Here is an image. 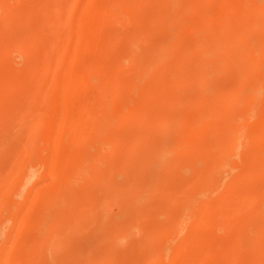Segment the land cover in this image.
<instances>
[{
    "label": "rangeland",
    "instance_id": "1",
    "mask_svg": "<svg viewBox=\"0 0 264 264\" xmlns=\"http://www.w3.org/2000/svg\"><path fill=\"white\" fill-rule=\"evenodd\" d=\"M181 1L183 3L184 0H0V264H63L70 257L75 260L73 264H126L134 260L139 261L138 264H141L140 261L143 264H224L225 261L230 264L228 261L232 259L238 261V264L244 262V258L248 256L244 257L247 254L245 251L242 252L243 256L237 255L240 257L228 258V261L223 260L222 255L227 251L225 247L237 229L236 224L231 225V221L237 223L232 220L234 217L237 221L240 218L264 219V208H259L264 207V197H242V203L240 198L253 182L264 180V170H256L248 179L238 181L239 188H244L242 192L237 191L240 196L227 189L230 188L226 181L228 179L222 184L220 181L208 182L203 177L200 179L204 180L203 183V180L192 178L191 169L183 172L182 160L192 154L201 158L198 164L200 175L206 165H211L214 159L219 158L217 140L222 135L226 136L224 131L228 126L234 125L237 115L235 112L238 110V115L240 114L243 107L238 108L243 106V101L236 102L239 106H234L233 109L226 108L219 115V120L214 117V122L217 121L219 127H213L205 121L200 122V133L203 136L200 134L201 139L196 143L198 146L188 144L178 148V141L187 136L190 140L194 139L189 131L183 130V122L188 114H192L201 105L199 102L198 107L191 98L190 101L181 100L180 96L191 95L193 90L175 83L180 72L170 67V57L166 53L175 42L180 48L183 43L185 45V42H190L195 37L191 36L193 32L190 34L191 31L185 30L193 20L190 21L192 17L189 16V9H185ZM200 1L204 11L206 10L202 19L214 18L216 14L223 19H232L238 13L244 12L241 6L247 0ZM258 1L262 7L260 13L264 15V0ZM153 13L164 17L154 19ZM242 27V24H237L236 28L241 30ZM260 35L264 37V32ZM242 36L240 42L250 39L247 34L244 38ZM217 52L213 57L216 58L219 68L212 73L211 79H205L206 85L200 84V91L197 92L199 98L204 100L209 96L221 97L217 88L223 86L228 90V83L230 86L243 83V95L249 94L246 93V86L253 82L257 73L241 61L238 52ZM227 56L234 58L233 61L231 59L232 62L227 63ZM197 57L208 59L210 56L207 52H200ZM226 63L228 66L224 68ZM163 70L165 71L162 73ZM223 70L228 74H223ZM159 72L161 76L157 75ZM220 75L225 77H222L224 80ZM174 77H177L176 80ZM157 78L163 82L159 84L160 80ZM222 80L225 82L222 83ZM166 84L170 87L167 88V94ZM151 107L155 109L154 112ZM146 110L150 112L147 113ZM209 128L211 132H205ZM138 135L142 138H138ZM192 149L196 152L192 153ZM203 152H206L205 155ZM241 153L240 149L232 157L225 158V168L217 169L211 176L232 179L230 176L233 175L232 183L241 178V169L250 164L248 161L243 163L246 160L243 161L244 156ZM182 176L189 180L185 182L188 183L187 186L177 182ZM161 177L163 180H160ZM168 178L169 182L176 179L174 182L178 184L176 186L172 183L175 186H172L173 191H169L172 187L168 185ZM135 180L137 181L134 182ZM145 184L150 185V191ZM169 184L172 185L171 182ZM165 185L167 187L163 188ZM67 189L71 190L72 196L76 192L72 201L76 203L70 202L72 196L68 197L70 193L68 195ZM223 189L229 195L232 193L234 199L227 195L228 198L226 194V198L219 197L221 190L220 195L224 193ZM197 191H200L201 197H198L201 199L212 200L214 197L215 200V197H219L216 198L218 201L222 198L217 202H221V206L218 204L220 208L200 209V215H203L197 222L200 223L198 225L195 224L196 221L188 220L189 210L183 208L181 202L184 193L187 197H193ZM169 192L175 193V196ZM62 195L66 196L65 199ZM68 202L71 207H68ZM211 209L217 215L214 216L215 211L212 214ZM250 209H253L252 212ZM210 213L212 217H209ZM221 215L228 219L220 218ZM208 217L212 219V225H217H210ZM219 220L226 223L221 224ZM39 221H45L43 229L37 227ZM129 223L131 226H128ZM195 229H203L206 239L200 237L198 250L201 247L202 250H199V256L197 251L181 257V261L178 258L181 255H171V258L164 256L169 242L176 244L181 234ZM151 230L157 234V238ZM38 231H43L40 234V243L37 239L40 236L37 235ZM144 236L146 238L142 243ZM210 237L214 239L210 240ZM34 240L38 241L37 244ZM80 245L82 256L77 250ZM66 255L70 256L66 258ZM258 255L255 256L257 259L254 257L255 263L264 264V254Z\"/></svg>",
    "mask_w": 264,
    "mask_h": 264
},
{
    "label": "bare ground",
    "instance_id": "2",
    "mask_svg": "<svg viewBox=\"0 0 264 264\" xmlns=\"http://www.w3.org/2000/svg\"><path fill=\"white\" fill-rule=\"evenodd\" d=\"M134 1V0H133ZM205 1H209V0H205ZM219 1V0H218ZM237 1V0H236ZM258 0H247L246 2H244L243 4H242V6H241V10L243 9L244 10V12H241V14H237V16L236 17H233L232 19H228V17L227 16H225V17H227V18H225V19H223L222 18V16L221 15H219V14H216V15H214L215 17L214 18H203L202 19V15L203 14H205L206 12V10L204 11V8L200 5V0H184L183 1V3H182V1H181V3H182V6L185 8V9H189V16L190 17H192V19L190 20V21H192L191 22V24H189L188 26H189V28H186L185 30H187L188 29V31H191L190 32V34H191V36L192 35H195V37H193V39L189 42V41H187V42H185V45H184V43H183V45H182V47H180L179 48V46L177 47V45H176V42L174 43V44H172L170 47H169V49H167L166 50V48L164 49V50H166V53L168 54V57H170V67H172L173 68V70H175V71H178V72H180L179 73V75L180 76H178V75H175V76H178L179 78H177V81H175V83H177V84H181V85H183L184 86V88H188L190 91H192L193 90V94H191V95H188V96H185V95H182V96H180V97H182L181 98V100H183L184 102H185V100L186 101H190V98L194 101V102H196L195 104L198 106L199 105V102H200V108L199 109H195L194 110V112L192 113V114H188L187 116H186V118H184V128H183V130L185 129L191 136L193 135V137H194V139L193 140H190L189 138H184V139H182L181 141H178L179 142V146H178V148L181 146L182 148L184 147V146H188V144L190 145V146H198L196 143H197V141L199 140L200 141V134H201V136H203V133H200V122H203V121H205L206 123H209L210 125L212 124L213 125V127H214V125H215V127L216 126H218L219 127V124L217 123L216 124V122L217 121H215L214 122V117H217V119L219 120L220 119V117H219V115L223 112V111H225L226 110V108H228L229 107V109H233L234 108V106H239V105H236V102H238V101H243V106H241V107H239L238 109H241L242 107V109H241V111H240V114L238 115V112L236 111L235 112V114H237L236 115V120H235V122H234V125L233 126H231V127H227V129H225V131L224 132H226V136L224 135V137H223V135H222V138L221 139H218L217 141H218V144H217V146L220 148V156H219V158H217L216 160L214 159V162L210 165L209 164V166L208 165H206L207 167L206 168H204V172H203V174L202 175H200V166L198 165L199 164V161H200V159L201 158H199L198 156H196V155H193L192 154V156H189L188 158H184L183 160H182V165H183V172H188V171H190V169L192 170L191 172L193 173L192 174V178L193 179H196V180H200L201 178H203V177H205V179L209 182H221L222 184H223V181L225 180V179H228V180H226V181H228L227 183H228V186L230 187V188H227L228 190L230 189V192H233V194H236L237 195V191H239V192H242V189H244V188H242L241 189V187L239 188V184L240 183H238V181H241V180H246V179H248V177L249 176H251L256 170H260V171H263L264 170V37L263 36H261L260 35V33H262V32H264V15H262L261 13H260V11H261V9H262V7H261V4L260 3H258L257 2ZM231 2V1H230ZM261 3H263V2H261ZM124 4V3H123ZM238 5V4H237ZM41 7V6H40ZM210 7V6H209ZM212 7H213V5H212ZM211 7V8H212ZM234 7V6H233ZM44 8V7H43ZM101 8V7H100ZM99 8V9H100ZM240 8V7H239ZM104 9V8H103ZM105 10V9H104ZM134 10V9H133ZM181 10H182V7H181ZM184 10V9H183ZM211 10H213V9H211ZM219 10V9H218ZM240 10V11H241ZM220 11V10H219ZM227 11H228V8H227ZM236 11V10H235ZM238 11V10H237ZM239 11V12H240ZM208 13V12H207ZM217 13V12H216ZM219 13V12H218ZM221 13V12H220ZM223 13V12H222ZM225 13V12H224ZM235 13V12H234ZM182 14V13H181ZM187 14L188 13H186V16H187ZM96 15V14H95ZM153 15H154V19H161L162 18V16H161V14H157V13H153ZM206 15V14H205ZM212 16V15H211ZM224 16V15H223ZM228 16H229V14H228ZM150 17V16H149ZM164 17V16H163ZM168 18V17H167ZM173 18V17H172ZM231 18V17H230ZM165 19V18H164ZM184 19V18H183ZM145 20V19H144ZM156 21V20H155ZM189 21V20H188ZM165 22V21H164ZM167 24V23H166ZM237 24L238 25H240V24H242V28H241V30H237V29H239V28H236L237 27ZM181 26V25H180ZM183 26V25H182ZM96 27V26H95ZM114 27V26H113ZM150 27V26H149ZM187 27V26H186ZM180 28V27H179ZM152 30V29H151ZM177 30H180V29H177ZM183 30H184V28H183ZM104 32V31H103ZM102 32V33H103ZM176 31L174 30V33H175ZM183 32V31H182ZM181 32V33H182ZM247 34V35H249L250 36V39L248 40V41H246V42H244V41H241V42H243V43H241L239 40H242V38L240 39V36H242V34H243V36L245 35V34ZM186 34V33H185ZM184 34V35H185ZM187 34H188V32H187ZM189 34V35H190ZM178 35V34H177ZM183 34H182V36H184ZM182 36H180L181 38H182ZM242 36V37H243ZM248 36V37H249ZM247 37V36H246ZM190 38H189V40H190ZM244 38V37H243ZM205 40H206V42L207 43H205ZM247 40V39H246ZM33 41V40H32ZM105 43V42H104ZM178 44V43H177ZM179 44H182L181 42L179 43ZM169 45V44H168ZM114 46V45H113ZM110 47V46H109ZM220 50H225V51H227V52H232V54L234 53V52H238L239 54H238V57H240V59H242L241 61H243V62H245V63H247L248 64V66L250 67V69L251 70H254L257 74H256V76H255V78H254V80H253V82L249 85H247L246 86V89H248V92L246 91V93H249V94H247V95H243V93H242V86H243V83H235V84H232L231 86L229 85V83H228V87H229V89L228 90H225L224 88H223V86H220L221 88L219 89V87L217 88L218 89V92L220 93V95H222L221 97H219V98H213V97H211V96H209L208 98H205L204 100H201V98H199V96L197 95L198 93V90L200 91V89H199V87H200V84H205V79L208 77V78H210L211 79V75H212V73L214 72V71H216V69L217 68H219V65H217L216 64V58H214L213 56H216L214 53L215 52H217V51H220ZM111 52V51H110ZM200 52H207V54H209V58L208 59H199L197 56H198V54H200ZM151 53V52H150ZM163 53V52H162ZM161 53V54H162ZM166 53H164V55L166 54ZM218 53V52H217ZM224 53H226V52H224ZM106 54H108V53H106ZM203 54V53H202ZM227 54V53H226ZM113 55V54H112ZM218 56V55H217ZM234 56V55H233ZM115 57V56H114ZM158 57V56H157ZM160 57H162L163 58V56H161L160 55ZM166 57V56H165ZM228 57V56H227ZM159 58V57H158ZM167 58V57H166ZM229 58V57H228ZM81 59V58H80ZM157 59V58H156ZM231 59H232V57H230L229 59H226L225 61H227V63H230V62H232L233 61V59H232V61H231ZM239 59V60H240ZM70 60V59H69ZM99 60V59H98ZM123 60V59H122ZM157 60H161V59H157ZM169 60V59H168ZM85 61V60H84ZM235 61V60H234ZM237 61H238V59H237ZM109 62V61H108ZM219 62H220V59H219ZM168 63V62H167ZM221 63V62H220ZM227 63L226 64H224V68H226L228 65H227ZM219 64V63H218ZM244 64V63H243ZM131 65V64H130ZM227 65V66H226ZM239 65V64H238ZM226 66V67H225ZM117 67V66H116ZM75 69V68H74ZM163 69V68H162ZM161 69V70H162ZM43 70V69H42ZM159 70V69H158ZM160 70V71H161ZM173 70H172V72H173ZM250 70V71H251ZM144 71V70H143ZM146 71V70H145ZM165 70H163L162 71V73L164 72ZM239 71V70H238ZM247 71V70H246ZM71 72V71H70ZM69 72V73H70ZM85 72V71H84ZM148 72V71H147ZM72 73H73V70H72ZM78 73V72H77ZM83 73V72H82ZM223 74H228V72H225V70H223V72H222ZM71 74V73H70ZM85 74V73H84ZM111 74V73H110ZM143 74V73H142ZM175 74H178V73H176L175 72ZM241 74V73H240ZM82 75V74H81ZM149 75H151V73L149 74ZM158 76L160 75L161 76V72H159L158 74H157ZM164 75H166L167 76V74H165L164 73ZM83 76V75H82ZM86 76V75H85ZM144 76V75H143ZM221 76V75H220ZM69 77H70V75H69ZM157 76H155V74H154V78H156ZM164 77V76H163ZM162 77V78H163ZM223 75L220 77L221 79H223V78H225V77H223ZM71 78V77H70ZM150 78V77H149ZM161 78V79H162ZM176 78L174 77V79L176 80ZM228 78V77H227ZM5 79V78H4ZM94 79V78H93ZM150 79H153V77L152 78H150ZM157 79H159V78H157ZM156 79V80H157ZM164 79H165V77H164ZM230 79V78H229ZM77 80H78V78H77ZM83 80H84V78H83ZM160 80V79H159ZM158 80V81H159ZM163 80V79H162ZM217 80H219V78L217 79ZM224 80V79H223ZM222 80V81H223ZM248 80H250V79H248ZM69 81V80H68ZM92 81V80H91ZM151 81V80H150ZM207 82H208V80H206ZM211 81V80H210ZM220 81V80H219ZM221 81V82H222ZM104 82V81H103ZM102 82V83H103ZM152 82H153V80H152ZM163 81H161L160 80V82H159V84L160 83H162ZM167 82V81H166ZM206 82V83H207ZM225 81H223L222 83H224ZM233 82H235V81H233ZM239 82V81H238ZM156 83V82H155ZM165 83V82H164ZM222 83H219L220 85L222 84ZM77 84V83H76ZM104 84V83H103ZM110 84V83H109ZM226 84V83H225ZM79 85V84H78ZM107 85V84H106ZM157 86H158V84H156ZM165 85V84H164ZM171 85V84H170ZM206 85V84H205ZM210 85V84H209ZM223 85V84H222ZM163 85L161 84L160 85V87H161V89L163 90L164 88L162 87ZM172 86V85H171ZM179 86V85H178ZM123 87V86H122ZM182 87V86H181ZM196 87H197V90H196ZM201 87H203V85H201ZM70 88V87H69ZM106 88V87H105ZM157 88V87H156ZM167 88H170V87H168L167 86V84H166V87H165V89H166V94H167ZM212 88V87H211ZM214 88V87H213ZM122 89V88H121ZM158 89V88H157ZM222 89V90H221ZM151 90V89H150ZM205 90V89H204ZM155 91V90H154ZM189 91V92H190ZM147 92H148V90H147ZM160 92V91H159ZM211 92V91H210ZM75 93V92H74ZM163 93V92H162ZM165 93H163V94H165ZM242 93V94H241ZM145 94L146 95H148L147 93H146V91H145ZM165 94V95H166ZM162 95V94H161ZM164 95V96H165ZM153 96V95H152ZM158 96V95H157ZM170 96V95H169ZM113 97V96H112ZM146 97V96H145ZM177 97V96H176ZM175 97V98H176ZM142 98V97H141ZM144 98V97H143ZM147 98H148V96H147ZM154 98V97H153ZM170 98H172L171 96H170ZM178 99H180L179 97H177ZM72 99V98H71ZM157 99V98H156ZM173 99V98H172ZM171 99V100H172ZM107 100H109V99H107ZM129 100V99H128ZM171 100H170V102H171ZM235 100V102H233ZM101 101V100H100ZM149 101H150V99H149ZM160 101V100H159ZM163 101H164V98H163ZM167 102H168V100H166ZM166 101H165V103H166ZM173 101H175L174 99H173ZM102 102V101H101ZM130 102V101H129ZM163 103V102H162ZM187 103H189V102H187ZM240 103V102H239ZM132 104V103H131ZM146 104V103H145ZM147 104H149V102L147 103ZM152 104H153V102H152ZM160 104H161V101H160ZM160 104H159V106H160ZM170 104V103H169ZM168 104V105H169ZM178 104V103H177ZM158 104H156V106H157ZM165 105V104H164ZM143 106V105H142ZM145 106V105H144ZM143 106V107H144ZM148 106V105H147ZM153 107V106H152ZM151 107V108H152ZM166 107V106H165ZM199 107V106H198ZM146 108V107H145ZM155 108H157V107H155ZM134 109H136V107L134 108ZM147 109H148V107H147ZM138 110V109H137ZM153 110V112L155 111V109L154 108H152L151 109V111ZM157 110V109H156ZM146 112H147V110H146ZM148 112H150V110L148 111ZM147 112V113H148ZM154 114V113H153ZM152 114V115H153ZM235 114H234V116H235ZM150 115V114H149ZM158 115V114H157ZM185 115V114H184ZM183 115V116H184ZM218 115V116H217ZM154 116V115H153ZM172 116V115H171ZM151 117V116H150ZM171 118V117H170ZM169 118L167 117V120H168ZM213 119V120H212ZM129 120V119H128ZM159 120V119H158ZM178 121V120H177ZM131 122V121H130ZM158 122V121H157ZM143 123V122H142ZM174 124V123H173ZM208 124V125H209ZM129 125V124H128ZM176 125V124H175ZM182 125V124H181ZM180 125V126H181ZM143 126V125H142ZM160 126V125H159ZM203 126V125H202ZM205 126H207V124L205 125ZM204 126V127H205ZM176 127V126H175ZM208 127V126H207ZM133 128V127H132ZM136 129V128H135ZM217 129V128H216ZM221 130V129H220ZM219 130V131H220ZM127 131H129V130H127ZM131 131V130H130ZM134 131V130H133ZM166 131H167V129H166ZM178 131V130H177ZM168 132V131H167ZM174 132V131H173ZM186 132V133H187ZM205 132H207V133H209V132H211L210 131V128L208 129V130H205ZM205 132H204V134H205ZM216 132H218V130L216 131ZM130 133V132H129ZM150 133V132H149ZM187 133V134H188ZM131 134V133H130ZM189 135V136H190ZM208 135V134H207ZM211 135V134H210ZM177 136V135H176ZM220 136V135H219ZM135 138V137H134ZM138 138H142V137H139V135H138ZM152 139V138H151ZM131 141V140H130ZM138 141V140H137ZM215 141V140H214ZM141 142H142V140H141ZM167 142V141H166ZM177 142V143H178ZM137 143V142H136ZM214 143V142H213ZM129 144V143H128ZM127 144V145H128ZM101 145V144H100ZM135 145V144H134ZM133 145V146H134ZM189 146V148H191ZM200 146V145H199ZM167 147V146H166ZM203 147V146H202ZM218 148V149H219ZM144 149H146V148H144ZM163 149V148H162ZM195 149H196V147H195ZM217 149V150H218ZM240 149H241V154H243V156H244V158H243V161H245V162H243L244 164L245 163H248V162H250V164H248V165H246V166H243L244 168L243 169H241V174L240 175H242L241 176V178H239L237 181H233V183H232V179L234 178V176L232 175V176H230V177H232V179L231 178H223V177H215L216 175H214V177H212L211 175H212V173L214 174V172L215 171H217V169H219V170H221L222 168H225V163H224V159L226 158L227 159V157H232V155H235V153H237V152H239L240 151ZM120 150V149H119ZM131 150V149H130ZM140 150V149H139ZM183 150V149H182ZM182 150H180V151H182ZM193 150V149H192ZM108 151V150H107ZM175 151V150H174ZM219 151V150H218ZM123 152H125V151H123ZM167 152V151H166ZM196 152V150L194 151H192V153H195ZM98 153V152H97ZM178 153V152H177ZM186 153V152H185ZM198 153V152H197ZM204 153V152H203ZM202 153V154H203ZM206 153V152H205ZM205 153H204V155H205ZM218 153V152H217ZM93 154H95V153H93ZM167 154V153H166ZM172 154H173V152H172ZM240 154V153H239ZM98 155V154H97ZM133 155V154H132ZM184 155V154H183ZM198 155V154H197ZM201 155V154H200ZM238 155V154H237ZM236 155V156H237ZM106 156V155H105ZM165 156V155H164ZM163 156V157H164ZM89 157H91V154L89 155ZM94 157V155H92V158ZM183 157V156H182ZM235 157V156H234ZM242 157V156H241ZM165 158V157H164ZM169 158V157H168ZM181 158V157H180ZM215 158V157H214ZM148 159H149V157H148ZM163 159V158H162ZM238 159H239V157H238ZM241 159V158H240ZM245 159V160H244ZM124 161V160H123ZM126 161H129V160H125V162ZM171 161V160H170ZM178 161V160H177ZM213 161V160H212ZM248 161V162H247ZM123 163V162H122ZM173 163V162H172ZM119 164V163H118ZM164 164V163H163ZM100 165V164H99ZM134 165H136V164H134ZM159 165H161V164H159ZM165 165V164H164ZM167 165V164H166ZM172 165V164H171ZM86 166V165H85ZM137 166V165H136ZM140 166L142 167V165L140 164ZM155 166V165H154ZM169 166V165H168ZM114 167V166H113ZM164 167V166H163ZM175 167V166H174ZM199 167V168H198ZM202 167V166H201ZM140 168V167H139ZM170 168V167H169ZM198 170H197V169ZM239 168V167H238ZM164 169V168H163ZM168 169V168H167ZM237 169V168H236ZM239 169V170H240ZM173 170V169H172ZM171 170V171H172ZM182 170V169H181ZM238 170V169H237ZM106 171V170H105ZM195 171H198V173L197 172H195ZM201 171H203V170H201ZM167 172H168V170H167ZM173 172V171H172ZM219 172V171H218ZM159 173V172H158ZM205 174H207V175H205ZM218 174V173H217ZM219 174H220V172H219ZM239 174H236V175H239ZM187 175V174H186ZM193 175H195V176H193ZM225 175V174H224ZM87 176H90V174L88 175L87 174ZM237 177V176H236ZM159 178V177H158ZM162 178V177H161ZM172 178V177H171ZM180 178V177H179ZM165 180L167 179V178H164ZM169 179L170 178H168V182H169ZM231 179V180H230ZM143 180V179H142ZM141 180V181H142ZM146 180V179H145ZM160 180H163V178L162 179H160ZM176 180V179H175ZM175 180H170V182H171V184L173 183L174 185H178L177 184V182L179 181V183H183V184H185V182H187V181H189L186 177H184V176H182V178H180V180L178 179L177 180V182H174ZM190 180H192V179H190ZM203 180V179H202ZM202 180H200V181H202ZM205 180V181H206ZM229 180L231 181V182H229ZM137 180H135L134 182H136ZM154 181V180H153ZM226 181H225V183H226ZM162 182H165V181H161V183ZM169 182V183H170ZM208 182H206L208 185H211L210 183H208ZM219 182V183H220ZM245 182V181H244ZM70 183V182H69ZM138 183V182H137ZM145 183V182H144ZM143 183V184H144ZM168 183V185L170 186V187H172V186H174L173 184L172 185H170ZM203 183H204V180H203ZM226 183V184H227ZM60 184V183H59ZM84 184V183H83ZM142 184V183H141ZM166 184V183H165ZM187 184L188 183H186L184 186H187ZM244 184V183H243ZM58 185V184H57ZM146 185V184H145ZM156 185V184H155ZM202 185H204V184H202ZM212 185H214V183H212ZM219 185V184H218ZM60 187H62L61 185H59ZM148 185H146V187H147ZM150 186V185H149ZM148 186V187H149ZM160 186V188L162 189V187H161V184L159 185ZM159 186H156V187H158V189H159ZM181 186V185H180ZM189 186V185H188ZM59 187V188H60ZM113 187V186H112ZM120 187V186H119ZM118 187V188H119ZM152 187V186H151ZM164 187H167V185H165V186H163V188ZM175 187V186H174ZM215 187H216V185H215ZM214 187V188H215ZM248 187V186H247ZM71 188V187H70ZM69 188V189H70ZM78 188H80V186L78 187ZM110 188V187H109ZM116 188V187H115ZM121 188V187H120ZM194 188V187H193ZM74 189V188H73ZM81 189V188H80ZM84 189V188H83ZM82 189V190H83ZM170 189V188H169ZM168 189V190H169ZM209 189V192H210V188H208ZM218 189V188H217ZM220 189V188H219ZM225 189V188H224ZM223 189V190H224ZM239 189H241V190H239ZM59 190V189H58ZM61 190V189H60ZM68 190V189H67ZM66 190V192H68V195H69V193H70V195L68 196V197H70V196H72V193L70 192L71 190H68L67 191ZM93 190V189H92ZM110 190V189H109ZM143 190H144V188H143ZM148 190V189H147ZM160 190V189H159ZM178 190H179V187H178ZM178 190H176L177 192H178ZM207 190V189H206ZM206 190H205V192H206ZM212 190V189H211ZM215 190V189H214ZM246 190V189H245ZM248 190V191H247ZM246 190V192L244 191L242 194H241V196L240 195H237V196H240V198H241V200H242V197L244 198V197H251V198H255V196H261V197H264V180H260V181H258V182H256V183H254L253 182V185L251 186L250 185V188L249 189H247ZM75 191H76V189H75ZM74 191V192H75ZM96 191H97V189H96ZM120 191V190H119ZM118 191V192H119ZM144 191H146V189L144 190ZM144 191H142V193L144 192ZM148 191H150V187H149V190ZM147 191V192H148ZM163 191H166V190H164L163 189ZM169 191H173V187L171 188V190H169ZM176 191H175V193H176ZM219 191V190H218ZM59 192V191H58ZM61 192V191H60ZM183 192H184V189H183ZM183 192H182V194H183ZM208 192V191H207ZM221 192H222V190H221ZM221 192L219 193V197L220 196H225V194H226V196L227 195H229V194H227V193H225L226 192V190H224L223 192V194L222 195H220L221 194ZM239 192H238V194H239ZM62 193V192H61ZM80 193V192H79ZM141 193V192H140ZM149 193V192H148ZM152 193V192H151ZM163 192H161V194H162ZM169 193H171V192H169ZM174 193V194H175ZM217 193V192H216ZM76 194V192L74 193V195ZM116 194V193H115ZM120 194V193H119ZM147 194V193H146ZM153 194V193H152ZM164 194V193H163ZM168 194V193H167ZM171 194H173V192L171 193ZM173 194V195H174ZM212 194V193H211ZM232 194V193H231ZM231 194L229 195V197L231 198L232 196H231ZM60 195V194H59ZM64 195H66V194H64ZM73 195V196H74ZM134 195H136V193L134 194ZM165 195H166V193H165ZM236 195H234V196H236ZM63 196V195H62ZM71 197V199L70 198H68V200L70 199L71 201L70 202H72L75 198L74 197ZM128 196V195H127ZM159 196V195H158ZM161 196V195H160ZM167 196V195H166ZM175 196V195H174ZM178 196H180V194L179 195H177V197ZM198 196H200V191H197V192H195V195H193V197L191 196V197H187V195H185V193H184V196H181L182 197V205L184 206L183 208H188V215L187 216H189V219L188 220H192V222H195L196 221V223L195 224H197V222H199L201 219H200V217H202V215H200V209H202V208H204L205 210L206 209H210V208H212V209H216V208H220V206H221V202L220 203H217L218 201H220V199H222V198H220V199H218V201H216V198H219V197H215V200L213 199L214 197V195L212 196L213 198H212V200H214L213 202H211L212 200L211 199H201V198H199ZM216 196H218V195H216ZM226 196H225V198H226ZM56 197V196H55ZM64 197V196H63ZM66 197V196H65ZM65 197H64V199H65ZM150 197H151V195H150ZM163 197V196H162ZM173 197V196H172ZM201 197V196H200ZM210 197V196H209ZM228 197V196H227ZM228 197V198H229ZM74 198V199H73ZM119 198H120V196H119ZM128 198V197H127ZM173 198H175V197H173ZM179 198V197H178ZM205 198V197H204ZM233 199H234V197H232ZM235 198H237V197H235ZM96 199V198H95ZM123 199V198H122ZM147 199V198H146ZM162 199V198H161ZM165 199V198H164ZM172 199V198H171ZM176 199V198H175ZM174 199V200H175ZM224 199V198H223ZM67 200V201H68ZM85 200H88L87 198L85 199ZM209 200H211V201H209ZM225 200V199H224ZM223 200V201H224ZM235 200H237V201H239L238 199H235ZM235 200H234V202H235ZM244 200V199H243ZM243 200L241 201V203L243 202ZM150 201V200H149ZM176 201V200H175ZM174 201V202H175ZM228 201V199L225 201V202H227ZM231 201V200H230ZM236 201V202H237ZM246 201V200H245ZM53 202V201H52ZM66 202V201H65ZM173 202V203H174ZM178 202V201H177ZM176 202V203H177ZM180 202V203H181ZM216 202V203H215ZM225 202H223L224 203V205L226 204ZM251 202V201H250ZM74 203H76L75 201H74ZM73 202H72V204H74ZM77 203H79V202H77ZM173 203H171L172 205H174ZM238 203H240V202H238ZM240 203V204H241ZM254 203H255V201H254ZM51 204V203H50ZM68 204V207H71V206H69V202L67 203ZM218 204L220 205V206H218ZM231 204H233V203H231ZM245 204V203H244ZM179 205V204H178ZM228 205V204H227ZM234 205H236V203L234 204ZM233 205V206H234ZM100 206V205H99ZM223 206V205H222ZM237 206V208L239 207L238 206V204L236 205ZM143 207V206H142ZM256 207V206H255ZM58 208V207H57ZM73 208H74V206H73ZM233 208V207H232ZM247 208V207H246ZM259 208H264V207H259ZM69 210H71V211H75V210H73V209H70V208H68ZM143 209V208H142ZM212 209H211V213L213 212V211H215V210H213L212 211ZM230 209V208H229ZM229 209H227V210H229ZM44 210V209H43ZM125 210V209H124ZM141 210V209H140ZM220 210V209H219ZM242 210V209H241ZM251 210H253V209H250V211ZM76 211H78V210H76ZM236 211V210H235ZM244 211V210H243ZM249 211V210H248ZM82 212H83V210H82ZM140 212V211H139ZM186 212V211H185ZM218 212V211H217ZM230 212V211H229ZM252 212V211H251ZM257 212V211H256ZM140 213H142V211L140 212ZM140 213H138V214H140ZM204 213H206V212H204ZM211 213L209 214V217H212L213 215H211ZM226 213V212H225ZM235 213H237V212H235ZM75 214V213H74ZM103 214V213H102ZM129 214V213H128ZM213 214V213H212ZM215 214H216V211H215V213H214V216H215ZM223 214V213H222ZM36 215V214H35ZM151 215V214H150ZM211 215V216H210ZM217 215V214H216ZM227 215V214H226ZM225 215V216H226ZM81 216V215H80ZM103 216V215H102ZM174 216V215H173ZM206 216V215H205ZM204 216V217H205ZM222 216H224V215H221V217L220 218H222ZM246 216V215H245ZM44 217V216H43ZM100 217H101V214H100ZM126 217H128V216H126ZM208 217V219L209 220H207V221H211L210 223V225H212L213 223H212V219H210ZM262 217H263V215H262ZM182 218V217H181ZM206 218V217H205ZM224 218V217H223ZM222 218V219H223ZM233 217H231V219H232ZM130 219V218H129ZM187 219V218H186ZM203 219V218H202ZM214 219V218H213ZM225 219V218H224ZM228 219V218H227ZM227 219H225V220H227ZM235 219V220H234ZM234 219H232L233 221H236L237 223H232V221H231V225H233V224H236L237 226H236V230L234 231V235H233V237H232V239H231V241H229L228 243H227V246L225 247V250H227V251H224V253H223V257H222V259L223 260H229L228 258H232V257H234V259H237L238 257H240V256H243L242 254L244 253L243 251H245L247 254H245L244 255V257L246 256V255H248V256H246V258H244V262H243V260H242V262L243 263H240L239 262V264H256L255 262H256V260L255 259H257V257L259 256L258 254H264V219H246L245 218V220H242L241 218H240V221L238 220L237 221V219H236V217H234ZM239 219V218H238ZM40 220V219H39ZM42 220H44V219H42ZM206 220V219H205ZM38 221V220H37ZM123 221V220H122ZM121 221V222H122ZM220 221V223L222 222V220H219ZM34 222V221H33ZM47 222V221H46ZM187 222V221H186ZM225 222V221H224ZM223 222V223H224ZM228 222V221H227ZM229 222H230V219H229ZM219 222H218V225L220 224ZM223 223H221V224H223ZM226 223V222H225ZM44 224H45V221H39V224L37 225V227H42V229L44 228ZM198 224H200V223H198ZM197 224V225H198ZM35 225V224H34ZM46 225V224H45ZM77 225V224H76ZM148 225V224H147ZM150 225V224H149ZM152 225V224H151ZM157 225V224H156ZM214 225H217V224H214ZM214 225H212V226H214ZM64 226V225H63ZM124 226V225H123ZM126 226V225H125ZM128 226H131V224L129 223V225ZM138 226H140V225H138ZM154 226V225H153ZM166 226V225H165ZM223 226H225V225H223ZM227 227H228V225H226ZM127 227V226H126ZM144 227V226H143ZM160 226H158V228H159ZM153 228V227H152ZM155 228H157V227H155ZM154 228V231L156 230ZM164 228V227H163ZM166 228H167V226H166ZM219 228V227H218ZM223 228V227H222ZM231 228V227H230ZM233 228V227H232ZM231 228V229H232ZM235 228V227H234ZM35 229H37V228H35ZM41 229V228H40ZM40 229H39V231H40ZM48 229H49V227H48ZM146 229V228H145ZM150 229V228H149ZM165 229V228H164ZM211 229V228H210ZM49 230H51V229H49ZM98 230V229H97ZM233 230V229H232ZM38 231V233L39 234H37L38 236L43 232H39ZM48 231V230H47ZM58 231V230H57ZM129 231V230H128ZM151 231H153V230H151ZM152 232L153 234H154V236H156V238H157V234H155V232ZM159 231H161V230H159ZM163 231V230H162ZM165 231V230H164ZM201 231V230H200ZM199 230L197 231L196 229L195 230H193L192 232L191 231H189V233H185V234H181V236L180 237H178V240L176 241V244L174 243V242H169L166 246V252H165V257H169V258H171L170 256L172 255V256H179V255H181L180 257H178L179 258V260L181 259V257H183V256H189V254L191 253V252H194V251H197L198 252V256L200 255L199 254V250H202V247H201V249H199L198 250V247H199V245H200V237H202L203 236V229H202V231L200 232ZM76 232V231H75ZM100 232V231H99ZM103 232V231H102ZM107 232V231H106ZM106 232H104L105 233V235H106ZM150 232V231H149ZM156 232H158V231H156ZM205 232H207V230H205ZM209 232H210V230H209ZM212 232V231H211ZM53 233H54V231H53ZM101 233V232H100ZM152 233H151V235H152ZM162 233V232H161ZM178 233V232H177ZM180 233V232H179ZM202 233V234H201ZM218 233V232H217ZM221 233H222V230H221ZM230 233V232H229ZM103 234V233H102ZM146 234V236H147V233H145ZM164 234H166V233H164ZM208 235L210 234V233H207ZM213 234V233H212ZM43 235V234H42ZM107 235H108V233H107ZM231 235V234H230ZM41 236V235H40ZM39 236V238L37 237V239H38V241L42 238V236L40 237ZM146 236H144L141 240H142V243H143V239L144 238H146ZM153 236V235H152ZM101 237V236H100ZM104 237V236H103ZM107 237V236H106ZM211 237H212V235H211ZM210 237V240L212 239H214V237L213 238H211ZM47 238V237H46ZM155 238V237H154ZM161 238V237H160ZM229 238H231V236L229 237ZM228 237H227V239H229ZM36 239V238H35ZM98 239H100V238H98ZM203 239L204 240H206L205 239V236H203ZM215 239L217 240V238L215 237ZM51 240V239H50ZM54 240H55V238H54ZM161 240V239H160ZM35 241V240H34ZM33 241V242H34ZM37 241V240H36ZM35 241V242H36ZM37 241V242H38ZM41 241V240H40ZM40 241H39V243H40ZM49 241V240H48ZM171 241V240H170ZM37 242H36V244H37ZM42 242V241H41ZM50 242V241H49ZM64 242V241H63ZM131 242V241H130ZM145 242L147 243L148 241H146L145 240ZM161 242V241H160ZM202 242H204V241H202ZM85 244H86V242H84ZM34 244V243H33ZM36 244H34V245H36ZM46 244V243H45ZM44 244V245H45ZM50 244V243H49ZM133 244H135V243H133ZM211 244H213V243H211ZM215 244V243H214ZM213 244V245H214ZM40 245V244H39ZM142 245V244H141ZM169 245V246H168ZM38 246V245H37ZM79 246V245H78ZM130 246V245H129ZM133 246V245H132ZM62 247V246H61ZM74 247H76V246H74ZM131 247V246H130ZM213 247V246H212ZM78 248V247H77ZM80 248H81V250H80ZM80 248L79 249H77L78 251H79V254L81 255V254H83V250H82V247H81V245H80ZM215 248V247H214ZM74 249H76V248H74ZM127 249H128V247H127ZM134 248H132V250H133ZM155 249H157V248H155ZM212 249V248H211ZM45 250V249H44ZM128 250H130V249H128ZM128 250L126 251V252H128ZM165 250V249H164ZM214 250V249H213ZM212 250V251H213ZM218 250V249H217ZM28 251V250H27ZM76 251V250H75ZM78 251H76L77 253H78ZM82 253H81V252ZM184 251V252H183ZM215 251V250H214ZM213 251V252H214ZM24 252V251H23ZM73 252V251H72ZM85 252V251H84ZM125 252V253H126ZM133 252V251H132ZM197 252H195L196 253V255H197ZM243 252V253H242ZM122 253H124V252H122ZM124 253V254H125ZM130 253V252H129ZM227 253V254H226ZM241 253V254H240ZM68 254V253H67ZM72 254V253H71ZM99 254V253H98ZM182 254H184V255H182ZM192 254H194V253H192ZM73 255V254H72ZM195 255V254H194ZM195 255V256H196ZM213 255H215V254H213ZM237 255H240V256H237ZM67 256L68 255H66V256H64V257H66L67 258ZM70 256V255H69ZM68 256V257H69ZM82 256V255H81ZM125 256V255H124ZM194 256V257H195ZM197 256V257H198ZM255 256H257V257H255ZM97 257V256H96ZM96 257H94V258H96ZM196 257V258H197ZM216 256H214V258H215ZM217 257H218V255H217ZM216 257V258H217ZM237 257V258H236ZM254 257H255V259H254ZM58 257H56V259H57ZM93 258V257H92ZM117 259H119L118 258V256L116 257ZM176 258V257H175ZM175 258H172L173 260L175 259ZM186 258H188V257H186ZM186 258H184V259H186ZM190 258V257H189ZM193 258V257H192ZM263 258V257H262ZM261 258V259H262ZM32 259V258H31ZM65 259V258H64ZM124 259H126V258H124ZM156 259V258H155ZM155 259H154V261H155ZM172 259H167V260H172ZM194 259V258H193ZM219 259H221V257H219ZM221 259V260H222ZM83 260V259H82ZM91 261H92V259H90ZM134 260V259H133ZM166 260V261H167ZM178 259H176V261H177ZM217 260V259H216ZM216 260H215V262H216ZM223 260H222V262H223ZM238 260H240V259H238ZM75 260H74V258L72 257H70V258H68L63 264H73V263H75L74 262ZM113 261V260H112ZM120 261V260H119ZM135 261V260H134ZM132 262V263H126V264H133V263H135V264H138L139 263V261H135V262ZM181 261V260H180ZM189 261V260H188ZM234 260L232 259L231 261H228V262H230V264H238V261H234ZM262 260H260V262H261ZM157 262V261H156ZM183 262V261H182ZM181 262V263H182ZM186 262V261H185ZM217 262H219V261H217ZM231 262H233V263H231ZM263 262V261H262ZM114 263V262H113ZM140 263L141 264H143V261L141 262L140 261ZM171 263V262H170ZM175 263V262H174ZM220 263V262H219ZM60 264V263H59ZM172 264H173V262H172ZM177 264H178V262H177ZM179 264H180V262H179ZM223 264V263H222ZM224 264H226V261L224 262Z\"/></svg>",
    "mask_w": 264,
    "mask_h": 264
}]
</instances>
